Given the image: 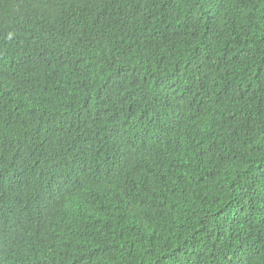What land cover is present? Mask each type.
I'll list each match as a JSON object with an SVG mask.
<instances>
[{
  "label": "trees",
  "instance_id": "obj_1",
  "mask_svg": "<svg viewBox=\"0 0 264 264\" xmlns=\"http://www.w3.org/2000/svg\"><path fill=\"white\" fill-rule=\"evenodd\" d=\"M0 264H264V0H0Z\"/></svg>",
  "mask_w": 264,
  "mask_h": 264
}]
</instances>
